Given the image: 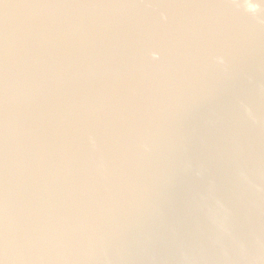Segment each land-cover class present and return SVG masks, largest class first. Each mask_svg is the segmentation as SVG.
<instances>
[{
	"label": "water",
	"instance_id": "1",
	"mask_svg": "<svg viewBox=\"0 0 264 264\" xmlns=\"http://www.w3.org/2000/svg\"><path fill=\"white\" fill-rule=\"evenodd\" d=\"M0 264H264V0H0Z\"/></svg>",
	"mask_w": 264,
	"mask_h": 264
}]
</instances>
